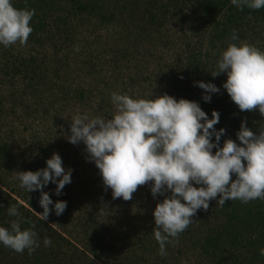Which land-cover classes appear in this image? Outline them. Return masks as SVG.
I'll use <instances>...</instances> for the list:
<instances>
[{
  "label": "rangeland",
  "instance_id": "rangeland-1",
  "mask_svg": "<svg viewBox=\"0 0 264 264\" xmlns=\"http://www.w3.org/2000/svg\"><path fill=\"white\" fill-rule=\"evenodd\" d=\"M17 1L12 0L13 6ZM169 1L166 0L164 5ZM147 2L35 0L32 21L36 26L43 17V28L47 25V30L32 31L35 37H28L24 45L17 43L7 49L0 46V147L5 150V154L0 156V226L10 228L13 221H19L23 230L29 228L27 220L31 224L35 219L40 220L34 213L43 211L38 204L40 193H27L21 188L14 179L15 172H35L46 166L45 161L53 153L58 154L62 167L72 170L71 183L62 189L59 196L52 194L54 184L49 183L44 188L53 203L64 201L67 206L60 216L52 213L47 221H40L44 224L42 226L52 230L46 237L54 247L52 253L59 254V258L65 249L71 250L75 246L79 251L87 252V246L88 249H103L102 257L109 253L112 261L121 245L125 244L120 241L124 236L139 246L142 244L135 242L146 234L150 240L144 244L154 247L152 211L157 203L170 195L165 193V196L153 198L149 182L138 186L129 201L113 199L111 190L102 183L99 170L87 161L83 143L72 145L67 142L71 118L76 114L111 118L109 112L114 113L110 100L112 93L126 94L133 99L167 94L179 100L181 87L184 94L187 88L192 89V79L183 73L187 56L193 54L209 67L217 62L229 43L237 42L227 36H215L218 31L212 25L216 22L211 21L224 22L226 19L222 12L215 16L204 11L199 3L187 6L172 3L173 9L166 14L158 31L149 21ZM79 3L85 8L78 10ZM224 28L228 32L235 31L238 41H246L264 51L262 19L248 16L244 21L229 23ZM4 50H9L13 58L28 65L26 74H14L10 62L5 60L10 55ZM30 59L35 65L29 66ZM213 80L209 83L220 91L211 96L219 103H233L222 88L226 75L221 73ZM252 111L256 112L255 109ZM252 111L247 112L250 115ZM247 118L242 120L245 126L254 132L259 131L257 116ZM10 188L18 191L19 197L27 199H16L23 208L10 202L18 209L16 217L7 214L9 204L6 206L4 202L7 196L16 198ZM214 202L209 201V208ZM209 208L207 211L197 210L191 224L197 226L210 222L213 214ZM87 227L91 231L88 232ZM188 240L198 241L196 236L182 233L170 238V243L165 245L169 250L165 263L209 264L203 257L194 255L197 251L191 248ZM182 243L181 256L175 261L173 253ZM37 244L39 246L35 250L39 253L45 246L43 241H37ZM59 248L61 254L57 251ZM0 250L3 252L0 253V264H11L9 259L14 256H21L25 260L23 264H36L33 251L26 254V249L16 253L3 245ZM87 255L92 262L103 264ZM155 258L153 254L145 255V264H164ZM78 264L91 263L83 258Z\"/></svg>",
  "mask_w": 264,
  "mask_h": 264
},
{
  "label": "clouds",
  "instance_id": "clouds-1",
  "mask_svg": "<svg viewBox=\"0 0 264 264\" xmlns=\"http://www.w3.org/2000/svg\"><path fill=\"white\" fill-rule=\"evenodd\" d=\"M230 3L237 8H264V0ZM34 14V9H17L12 0H0V46L26 44ZM230 39L237 42L229 43L220 53L211 76L225 74L222 88L231 102L241 112L255 109L264 117V51L238 41L235 31ZM194 86L205 93L204 102H210L211 94L220 91L212 83L196 82ZM110 100L114 107L111 118L76 114L70 120L66 139L72 145L83 143L87 161L99 170L113 199L129 201L138 186L149 182L153 198L170 193L152 211L153 237L161 256L166 255L170 238L193 223L191 218L197 210H208L209 201L216 200V205L223 207L226 201L264 200V128L254 132L242 121L235 133L238 143L225 139L221 146L225 130L214 128L219 113L212 111L209 119L197 102L167 94L133 99L112 93ZM45 165L35 172H15L14 176L27 193H40L38 204L43 211L33 212L41 221H47L52 213L60 216L67 206L64 201L53 203L42 189L52 183V194L61 195L71 183L72 172L62 167L55 153ZM7 214L16 217L18 209L9 206ZM34 227L22 230L19 221H13L10 228L0 226V245L16 253L26 249L31 253L39 246ZM43 244L49 246L50 238L44 237ZM260 254L264 255V249Z\"/></svg>",
  "mask_w": 264,
  "mask_h": 264
},
{
  "label": "trees",
  "instance_id": "trees-1",
  "mask_svg": "<svg viewBox=\"0 0 264 264\" xmlns=\"http://www.w3.org/2000/svg\"><path fill=\"white\" fill-rule=\"evenodd\" d=\"M51 1L53 2V0ZM165 1L166 0H148L147 2L149 5V21L151 26H154L158 31L163 26L166 14H168V12L170 13V10L173 9L172 3L183 6L193 3H196L197 5L199 3L202 4L204 11H210L215 16L222 12L223 18L226 19V21L218 22L214 19L211 21V23L216 22L215 25H212L214 29L218 31V34L215 35L216 37L227 36L230 38L233 32H228L224 27L229 23L234 24L235 21H244V19L248 16L257 17L264 21V8L259 10H252L246 6L237 8L230 3V0H171V2L168 0L169 3L164 5ZM136 2L137 1H134V3ZM43 4L48 6L45 2H43ZM35 5V0H19L15 3L14 7L17 9L32 10L35 8ZM90 7H92V5ZM82 8H85V5L79 3L77 9L80 10ZM111 15L113 16V14ZM44 21L45 20L42 17L35 26L31 19L30 26L32 27V31L39 29V32H43L44 29L47 30V25L43 28L44 25L42 23ZM30 36L35 37L34 32H31L29 37ZM4 51H7L10 55V57H6L5 60L10 62V69L14 70V74H26V66L28 65L23 64L15 57L13 58V55H11L9 50ZM33 65H35V62L30 59L29 66ZM184 66L185 68L183 69L186 71L183 73L187 74L189 79H192V89L187 88L184 94L183 87H181L182 92L178 94V97L179 99L197 102L201 110L208 115L209 119H211L212 111L219 113V122L214 125V128L216 130H225L224 135L221 137L220 144L223 143L225 139H231L238 143V141H236L235 133L239 130L242 120L248 119V116L249 118L251 115L254 117L257 116V127H260V129L264 128V118L262 119L261 115L259 114V116L257 114V110L256 112L252 111L249 115L247 111L241 112L235 104L219 103V101L214 99L212 96L210 102L203 101L202 96L205 95V93L203 90L194 86V84L196 82L209 83L214 81L211 74L216 71V63H214V65H210L209 67L205 66L201 59L196 58V56L191 54L189 57L187 56ZM195 90L198 92L196 93ZM148 99H151V97ZM109 113L113 115L111 112ZM246 127L249 128V126ZM214 151L215 149H213V152ZM4 154L5 150L0 147V156H3ZM9 191L13 195H16V198L13 199L11 196H7V200H4L5 205L7 206L8 203L9 206H11L10 202H12L14 205L17 204V207L23 208V206L17 203L16 199L18 198L22 199V201H26V197H19L21 196L20 193L15 191L13 188H10ZM42 191L45 192V188H43ZM5 197L6 196H4V198ZM216 199H219V197ZM209 211L213 214L210 222L199 223L197 226L190 224L183 232H181L184 235L197 237L198 241L188 240L191 248L197 251V254H194L197 258L203 257L209 264H264V255L260 254V250L264 249V200L258 199L248 203H242L239 200L226 201L223 207L216 205L215 200V202L210 205ZM202 218L204 219L205 217L202 216ZM26 223L29 228L30 225H36L33 230L37 233V241H43L41 239L51 234L52 230L47 226H42L43 223L38 219H35L32 224L31 221L28 220ZM87 229H89L87 230L88 232L91 231L90 227H87ZM143 235L144 236L141 240L135 242H140L142 244L139 246L133 245L132 241H128V237L124 236L120 241H122V243L125 242V244L121 245L120 250L117 251V257L112 261H110L109 253H106L104 257H102L103 252L101 250L103 249H99L98 247L88 249L87 246L85 247L86 250H88L87 252L83 250L79 251L75 246H72L71 250H63L61 252L63 254L59 258V254L52 253L54 251L52 243L42 249L39 253L34 250L33 253L35 252L36 255L32 253V256H34V262L36 264H78L82 263L83 258L89 260L91 264H97L92 262L87 254L92 255L103 264H145V255L153 254L156 256L155 260H160L162 263L167 264L165 263L166 258L169 255L167 254V251H169L167 246H165L166 255L161 256L159 254V246L157 242L154 243V247H152V245L146 246L144 242L150 240V237L146 234ZM132 237L134 238V235H132ZM148 244L150 243L148 242ZM183 246L184 243H182L181 246L179 245V248L175 250L176 253H173L175 256L174 260H177L181 256V248ZM0 248H2V245ZM57 251L60 253V248ZM108 251H110V249H108ZM27 252L28 250L26 251V254ZM0 253L3 252L0 250ZM138 255H140V258H138ZM64 258L66 261H63ZM9 261L11 264L25 263V260L22 259L21 256H14V258H10Z\"/></svg>",
  "mask_w": 264,
  "mask_h": 264
}]
</instances>
